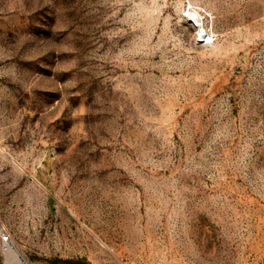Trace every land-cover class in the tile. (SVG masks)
<instances>
[{
	"label": "rangeland",
	"instance_id": "1",
	"mask_svg": "<svg viewBox=\"0 0 264 264\" xmlns=\"http://www.w3.org/2000/svg\"><path fill=\"white\" fill-rule=\"evenodd\" d=\"M0 225L29 264H264V0H0Z\"/></svg>",
	"mask_w": 264,
	"mask_h": 264
},
{
	"label": "built area",
	"instance_id": "2",
	"mask_svg": "<svg viewBox=\"0 0 264 264\" xmlns=\"http://www.w3.org/2000/svg\"><path fill=\"white\" fill-rule=\"evenodd\" d=\"M0 250L3 264H29L20 251L12 244L8 233L0 225Z\"/></svg>",
	"mask_w": 264,
	"mask_h": 264
},
{
	"label": "bare ground",
	"instance_id": "3",
	"mask_svg": "<svg viewBox=\"0 0 264 264\" xmlns=\"http://www.w3.org/2000/svg\"><path fill=\"white\" fill-rule=\"evenodd\" d=\"M189 18L194 24H196L199 27V31H200L199 36L205 37L206 33H203L202 32L203 29L200 28L202 23V17L196 11H192L189 13Z\"/></svg>",
	"mask_w": 264,
	"mask_h": 264
}]
</instances>
